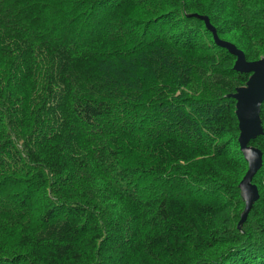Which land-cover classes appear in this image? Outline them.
<instances>
[{"label": "trees", "instance_id": "obj_1", "mask_svg": "<svg viewBox=\"0 0 264 264\" xmlns=\"http://www.w3.org/2000/svg\"><path fill=\"white\" fill-rule=\"evenodd\" d=\"M202 18L264 59V0H0V264H264V101L239 229L249 75Z\"/></svg>", "mask_w": 264, "mask_h": 264}, {"label": "water", "instance_id": "obj_2", "mask_svg": "<svg viewBox=\"0 0 264 264\" xmlns=\"http://www.w3.org/2000/svg\"><path fill=\"white\" fill-rule=\"evenodd\" d=\"M202 19L207 30L211 32L215 44L235 57L233 69L236 72L249 75L247 86L237 89L236 94L229 96L236 101L239 128L238 144L240 152L248 164V170L238 185L245 206L238 224L240 229L251 206L259 197L256 186L252 184V179L261 167L262 155L259 150L248 146V143L262 134L259 113L264 101V59L257 62H246L240 50L230 43L219 41L215 30L209 25L207 19Z\"/></svg>", "mask_w": 264, "mask_h": 264}, {"label": "bare ground", "instance_id": "obj_3", "mask_svg": "<svg viewBox=\"0 0 264 264\" xmlns=\"http://www.w3.org/2000/svg\"><path fill=\"white\" fill-rule=\"evenodd\" d=\"M50 9V8H49ZM50 11H51V9H50ZM46 12V11H45ZM44 12V13H45ZM49 13V12H48ZM86 22V21H85ZM44 27V26H43ZM44 28H46V26L44 27ZM48 30H50V29H48ZM41 31H42V29H41ZM51 31V30H50ZM40 32V31H39ZM49 34V33H48ZM53 34V33H52ZM49 37V36H48ZM51 38V37H50ZM54 38V37H53ZM53 38H52V40H53ZM67 49V48H66ZM69 51H71V50H69ZM72 52V51H71ZM73 56V55H72ZM55 87V86H54ZM169 92V91H168ZM168 94V93H167ZM169 96V95H168ZM193 249V248H192Z\"/></svg>", "mask_w": 264, "mask_h": 264}]
</instances>
